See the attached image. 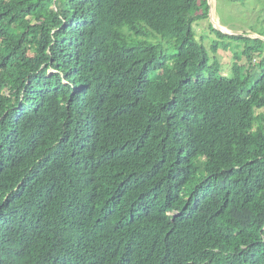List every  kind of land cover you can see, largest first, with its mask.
<instances>
[{
    "label": "trees",
    "instance_id": "16d2710c",
    "mask_svg": "<svg viewBox=\"0 0 264 264\" xmlns=\"http://www.w3.org/2000/svg\"><path fill=\"white\" fill-rule=\"evenodd\" d=\"M208 14L0 0V264H264V41Z\"/></svg>",
    "mask_w": 264,
    "mask_h": 264
},
{
    "label": "rangeland",
    "instance_id": "374dc122",
    "mask_svg": "<svg viewBox=\"0 0 264 264\" xmlns=\"http://www.w3.org/2000/svg\"><path fill=\"white\" fill-rule=\"evenodd\" d=\"M207 1L211 14H208L207 22L214 30L220 31L224 35H228L222 32L223 30L221 31V28H215L213 22L233 33L228 36H243L245 38L254 39L255 37L261 38V34L264 35V0H244L243 2H234L233 0ZM207 22L202 21V25L193 27L195 40L200 42L207 50L210 62H212L215 57L221 65L222 73H225L224 69L227 71L231 67L232 62L229 60L231 55L228 50L218 51L216 55H213L214 53L210 50V47L216 37L210 35V33H214L210 31ZM139 40L160 45L164 53L167 55H172L175 52L172 46L159 35L149 34L146 37H141ZM219 41L224 43L233 42L229 39ZM168 66L169 63L163 66V68ZM156 72L157 71H152L150 76H153ZM251 208L255 209L256 206L252 205Z\"/></svg>",
    "mask_w": 264,
    "mask_h": 264
},
{
    "label": "water",
    "instance_id": "95a60500",
    "mask_svg": "<svg viewBox=\"0 0 264 264\" xmlns=\"http://www.w3.org/2000/svg\"><path fill=\"white\" fill-rule=\"evenodd\" d=\"M209 14H210V10H209ZM211 15V14H210ZM213 25H214V27L215 28H217V27H219V28H221L220 30L222 31V32H224V33H226V34H228V35H232L233 33H231L230 31H228L227 29H225V28H223V27H221L220 25H218V24H216L215 22H213ZM218 28V29H219ZM255 38H257V37H255ZM258 39H262L263 41H264V38L263 37H261V38H258Z\"/></svg>",
    "mask_w": 264,
    "mask_h": 264
}]
</instances>
